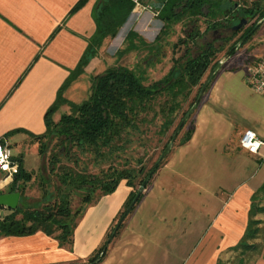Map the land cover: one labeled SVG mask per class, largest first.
<instances>
[{"label":"crops","instance_id":"crops-1","mask_svg":"<svg viewBox=\"0 0 264 264\" xmlns=\"http://www.w3.org/2000/svg\"><path fill=\"white\" fill-rule=\"evenodd\" d=\"M80 1L0 0V139L28 172L34 168L26 166L24 152L34 147L33 156H40L32 135L45 133L46 113L96 31L98 0L74 12ZM87 74L67 90L68 100ZM245 79L222 73L209 87L194 115L192 139L171 151L99 264H221L239 248L251 221L264 225V157L240 145L247 130L264 141V96ZM16 130L22 132L4 138ZM131 191L122 181L114 193L85 205L70 243L43 232L1 236L0 264L87 263ZM246 264H264V252Z\"/></svg>","mask_w":264,"mask_h":264},{"label":"trees","instance_id":"trees-1","mask_svg":"<svg viewBox=\"0 0 264 264\" xmlns=\"http://www.w3.org/2000/svg\"><path fill=\"white\" fill-rule=\"evenodd\" d=\"M242 1L243 5L233 4L231 0H162V9L158 18L164 23V27L155 41L148 43L136 31L131 30L126 38L127 46L118 52L120 58L134 50L147 52L144 61L145 67L139 68V70L124 66L108 68L104 73L92 78L91 94L88 100L81 104H75L65 97V93L75 81L85 74L90 60L99 53L98 50L102 48L105 40L117 38L121 29L130 19L136 5L134 0H98L93 11L96 31L89 39L87 49L78 66L70 72L68 79L58 92L55 103L47 111L44 122L46 123L45 133L32 135L34 142L38 144L40 157L47 160L49 173L57 178V183H50L41 175L42 200L46 203L44 206L26 210L20 206L16 210L0 208V237H23L43 232L48 236H55L61 244L70 243L76 227L75 218L83 214L85 205L114 193L119 184L126 181L132 191L123 210L117 216L118 224L157 161L149 169L144 167L142 160H139V168L124 167L119 169L111 165L97 176L84 170L76 171V168L63 163L64 159L72 161L77 167L79 157L76 153L74 154V151L81 154L92 153L98 158L119 154L132 135L142 132L141 128L152 126L157 120L162 122L157 131L158 134L164 137L168 136L161 151L162 154L166 146L170 144L177 127L184 118L183 116L197 101L205 78L218 65L217 55L224 49L223 47L210 48L207 45L198 44L203 33L198 22L200 19L206 20V32H209L224 27L226 22L235 24L243 17L251 20L256 19L247 32L249 34L258 21L264 17V0ZM87 2L88 0H81L74 12L81 9ZM230 17H234V19L230 21ZM186 21L195 24V29L189 34V41L193 44L192 48L187 49L188 52L182 58L183 62L174 60L173 67L161 80L147 84V69L161 63L158 56L162 52V42L169 36L170 28ZM252 38L253 36L249 37L240 47L238 44L243 38L238 39L230 47L227 58L235 56L237 51ZM183 42L185 41L180 40L174 47ZM194 49L196 53H194ZM211 83L206 87L204 96L210 89ZM196 88H198L197 93L192 98ZM191 98V103L184 110L183 103L188 102ZM63 106H68L70 113L63 114L60 120L55 122L53 117ZM195 113L196 110L180 130L173 149L187 144L192 139L195 132ZM172 129V133L169 134ZM19 132L22 130L12 131L4 138H9ZM0 144L4 145V139H0ZM169 156L170 154L167 158ZM12 160L18 164V172L7 189L3 192L0 191V194L19 192L22 198L27 184L35 177V173L25 170L22 158L13 156ZM167 160H164L153 175L147 188ZM51 186L54 187L52 192H50ZM76 194L80 197L82 205L73 211L71 198ZM144 195L145 192L135 208ZM4 210L8 213L5 214ZM117 224L112 228L105 244L87 263L83 264H99L106 257L108 252L106 246ZM257 224V222L251 221L246 237L238 249H252L253 246L248 245V240L257 236L259 232Z\"/></svg>","mask_w":264,"mask_h":264},{"label":"rangeland","instance_id":"rangeland-1","mask_svg":"<svg viewBox=\"0 0 264 264\" xmlns=\"http://www.w3.org/2000/svg\"><path fill=\"white\" fill-rule=\"evenodd\" d=\"M249 1L251 2L254 0ZM138 2L141 7L136 10L137 12H134L135 15L130 17L128 22L121 29L117 38L105 40L102 48L98 50L99 53L90 60L86 70L88 71L87 76L81 78L78 84L72 88L71 93H69V100L72 103L81 104L88 100L91 94L92 78L96 75L104 73L108 68L114 66H124L129 69L139 70V68L145 67L144 61L147 56V52L145 51L134 50V52H130L122 58L118 56V52L120 50L122 51V49L127 46L126 38L131 30L136 31L146 42L152 43L164 27V23L159 20L158 16H154L152 13H159L161 11L162 0H145L144 2L138 0ZM231 2H233V4L240 3V5H243L242 0H231ZM244 18L247 19L246 17H243V19ZM233 19L234 17H230V21ZM252 23H254V21H252ZM198 26H200L201 32H203L202 37L198 40V44L204 46L205 43L203 41V37H208L210 39L211 32H206V20L204 19H200ZM263 28L264 25L243 48L237 51L238 53L234 57H230L226 61L225 59L227 58L230 47L240 38L241 35H237L233 41L223 47L224 49L217 55L216 59H218L219 62L224 60L225 63L222 65L219 73L211 83V86L222 73H240L245 79L247 73L246 68L248 65L253 64L255 61L264 59V44H261L264 43V35L261 34ZM194 29L195 24L188 21L179 23L170 28L169 36L162 42V52L158 56L161 63L157 64L153 68L147 69V84L161 80L163 76L166 75L173 67L175 59L176 61L180 60L183 62L182 58L188 52L187 49L192 48L191 46L193 44L189 41V34H191ZM180 40L185 42L179 44L177 47H174V45L178 44ZM249 46L252 47L250 50L247 49ZM194 53H196L195 49ZM206 79L207 77L205 80ZM197 89L198 88L194 90L192 98L196 95ZM192 98L188 102L183 103L184 110L187 109ZM69 113L70 108H68V106H63L60 111L54 115L53 119H55V122H58L63 114ZM161 124V120H157L152 126H144L141 128L142 132L132 135L128 139L129 142L125 144L124 149L121 150L119 154L116 153L111 157L98 158L92 153L81 154L78 151H74V154L76 153L79 157L78 166L75 167L74 163L72 161L69 162L67 158L64 159L63 163L76 168V171L80 172L84 170L97 176L101 175V173L106 171L111 165L112 167L119 169L124 167L139 168V160H142L144 167L149 169L161 156V151L168 140V136H160L157 132ZM172 131L173 129L169 134H171ZM10 148L11 147L9 146V149ZM29 150L27 148V152H24L26 166L31 169L34 168L33 171L35 173V177L32 178V181L29 184H27L24 196L21 198V204L19 206L23 210L35 209L46 204L44 200H42L43 193L40 188L42 176L48 182L50 181V183H57V178L49 173L47 160L41 158L40 156L39 159L37 156L34 157V147H31V150ZM12 155L14 154L12 153ZM15 157L18 158L16 155ZM5 175V173H0V180L4 179ZM53 190L54 187L51 186L50 192ZM81 205L82 203L80 197L77 194L72 196L71 206L73 211L77 210ZM6 213L8 212L5 211V214ZM257 229L259 230L257 236L254 239L248 240V245L253 246L252 249H242L229 252L222 257L221 264H246L249 258L253 257L254 254L256 255L264 252V225L257 226Z\"/></svg>","mask_w":264,"mask_h":264},{"label":"water","instance_id":"water-1","mask_svg":"<svg viewBox=\"0 0 264 264\" xmlns=\"http://www.w3.org/2000/svg\"><path fill=\"white\" fill-rule=\"evenodd\" d=\"M250 23L249 20H242L241 23L235 27H233L231 29L232 32H238L240 29L245 28V26H247ZM264 24V17L262 20L258 21V23L256 24V26L254 27V29L251 31V33L243 38L239 44L238 47H240L249 37L253 36L258 30L259 28ZM225 63L224 60L218 62V65L215 67V69L209 74V76L207 77V79L205 80L202 89L199 93L198 99L195 102V104L192 106V108L188 111V113L183 116L184 118L182 119V121L180 122L179 126L177 127L172 140L170 142V144L168 146H166V149L163 151V153L161 154V156L159 157V159L157 160V162L155 163V165L153 166V168L150 170V172L148 173L147 177L145 178V180L143 181L142 185L140 186V188L138 189V193L135 197V199L133 200V202L131 203V205L128 207V209L126 210L125 214L123 215V217L120 219V221L118 222L107 246L106 249L109 247L110 243L113 241V239L116 237L118 230L120 229L121 225L124 223L125 219L128 217V215L132 212V210L135 208L137 202L139 201V199L141 198L143 192L146 190L149 181L151 180V178L153 177V175L157 172V170L159 169V167L162 165V163L164 162L165 159H167V156L170 154V152L173 149V146L180 134V130H182V128L184 127V125L186 124V122L193 116L195 110L197 109L200 101L202 100L204 93L206 91V87L209 86V84L211 83L212 79L216 76V74L219 73L222 65ZM20 201H21V194L19 192H15V193H1L0 194V208H6V209H10V210H16L19 205H20Z\"/></svg>","mask_w":264,"mask_h":264},{"label":"built area","instance_id":"built-area-1","mask_svg":"<svg viewBox=\"0 0 264 264\" xmlns=\"http://www.w3.org/2000/svg\"><path fill=\"white\" fill-rule=\"evenodd\" d=\"M135 10L141 6L138 0H134ZM145 9V8H143ZM154 16H158L159 13L152 12ZM140 14V13H139ZM246 83L250 89L261 96H264V59L258 60L246 68ZM241 147L250 154L264 157V141L259 139L255 132L247 130L243 133L240 140ZM12 153L8 146L0 145V169L6 175L4 179L0 180V190H2L4 184L14 180V175L18 172L19 166L12 160Z\"/></svg>","mask_w":264,"mask_h":264},{"label":"flooded vegetation","instance_id":"flooded-vegetation-1","mask_svg":"<svg viewBox=\"0 0 264 264\" xmlns=\"http://www.w3.org/2000/svg\"><path fill=\"white\" fill-rule=\"evenodd\" d=\"M247 19H245V20H247ZM242 20H244V19L243 18L239 19L238 22L235 24H231L229 22H226L224 27L211 30L210 31L211 32L210 39L208 37H203V41H204L205 45H207L210 48H212V47L221 48V47H224L225 45L229 44L231 41H233V39L237 35H241L240 38L247 37L251 33L250 32L249 34H247L248 30L254 24V23H252V21L255 22L256 19H254V20L248 19L250 21V23L247 26H245V28L240 29L238 32H232L231 29L233 27L239 25Z\"/></svg>","mask_w":264,"mask_h":264}]
</instances>
